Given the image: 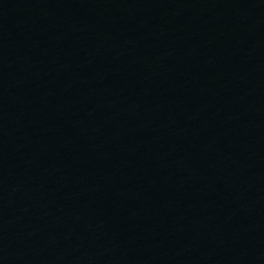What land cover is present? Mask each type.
I'll use <instances>...</instances> for the list:
<instances>
[{
    "label": "water",
    "instance_id": "1",
    "mask_svg": "<svg viewBox=\"0 0 264 264\" xmlns=\"http://www.w3.org/2000/svg\"><path fill=\"white\" fill-rule=\"evenodd\" d=\"M0 264H264V0H0Z\"/></svg>",
    "mask_w": 264,
    "mask_h": 264
}]
</instances>
